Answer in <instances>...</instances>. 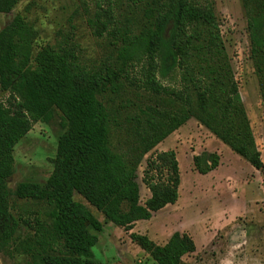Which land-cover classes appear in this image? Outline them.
<instances>
[{
    "label": "trees",
    "instance_id": "obj_1",
    "mask_svg": "<svg viewBox=\"0 0 264 264\" xmlns=\"http://www.w3.org/2000/svg\"><path fill=\"white\" fill-rule=\"evenodd\" d=\"M21 0H0L11 13ZM122 2V0H120ZM247 19L250 55L264 105V0H241ZM92 21L96 32L120 43L117 59L99 67L83 64L74 45L47 44L34 54L38 34L17 13L0 29V248L30 257L29 264H103L94 255L103 223L83 202L116 226L132 230L139 220L179 199L181 175L174 149L149 157L143 182L151 192L142 203L138 170L145 156L191 118L257 170L264 160L223 40L213 0H125ZM178 78L177 84L165 83ZM126 85L150 93L155 104L137 105L120 119L100 98ZM164 104V105H163ZM163 105V106H162ZM126 106L125 104L122 105ZM61 112L67 129L58 140L54 169L45 183L19 182L16 197L44 204L49 221L34 211L25 223L33 234L14 242L20 225L12 213L8 180L14 148L37 122ZM111 124L126 130L122 152L112 147ZM216 152L193 156L207 174L220 165ZM130 238L156 264H183L196 251L194 239L175 231L165 244L131 232Z\"/></svg>",
    "mask_w": 264,
    "mask_h": 264
},
{
    "label": "rangeland",
    "instance_id": "obj_2",
    "mask_svg": "<svg viewBox=\"0 0 264 264\" xmlns=\"http://www.w3.org/2000/svg\"><path fill=\"white\" fill-rule=\"evenodd\" d=\"M221 32L229 54L239 90L252 126L255 140L264 160V105L258 77L250 55L247 19L241 0H213ZM125 0H21L11 13H0V29L15 14L25 15L38 37L34 54L44 45H74L83 64L99 67L117 59L120 43L111 34L96 32L93 22L99 12L111 5L121 11ZM123 5V6H122ZM178 78L165 83L177 84ZM120 93L111 91L100 96L118 117L136 112L137 105L155 104L148 92L128 85ZM8 93L0 91L6 101ZM126 106H122V105ZM164 105V104H163ZM162 105V106H163ZM60 111L54 110L49 122H37L14 148V173L8 184L12 191L11 211L20 220L14 242L31 236L33 230L24 222L34 211L49 221L44 204L20 199L14 194L22 181L45 183L54 169L58 140L66 131ZM112 147L122 152L126 130L111 124ZM149 152L138 170L137 181L144 203L151 195L143 182V171L149 157L174 149L179 161L181 184L179 199L154 213L149 220H139L132 230L109 222L79 194L77 201L88 205L103 223L99 241L93 247L95 258L103 264H156L152 256L130 238L131 232L148 235L155 243L165 244L175 231L188 233L196 243V251L183 257V264H264V172L235 153L195 118H191ZM204 151L216 152L218 168L199 173L193 156ZM30 257L8 253L0 248V264H29Z\"/></svg>",
    "mask_w": 264,
    "mask_h": 264
},
{
    "label": "crops",
    "instance_id": "obj_3",
    "mask_svg": "<svg viewBox=\"0 0 264 264\" xmlns=\"http://www.w3.org/2000/svg\"><path fill=\"white\" fill-rule=\"evenodd\" d=\"M3 27H4V26H3ZM3 27H2V28H3ZM169 137H171V138H172V135H169L167 138H169Z\"/></svg>",
    "mask_w": 264,
    "mask_h": 264
}]
</instances>
